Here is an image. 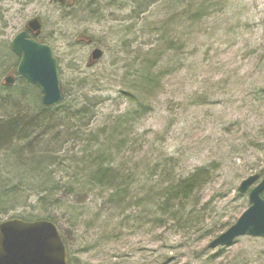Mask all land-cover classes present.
<instances>
[{"label": "rangeland", "instance_id": "1", "mask_svg": "<svg viewBox=\"0 0 264 264\" xmlns=\"http://www.w3.org/2000/svg\"><path fill=\"white\" fill-rule=\"evenodd\" d=\"M34 17L56 58L63 103L79 108L87 98L91 112L65 117L74 140L52 150L51 180L62 191L49 201L28 195L0 220L56 214L78 264H264V236L207 246L264 176V0H0V96L27 87L3 82L17 57L3 60ZM96 47L102 55L89 63ZM97 164L121 187L116 202L83 183L80 170ZM203 166L210 177L187 208L164 212V187Z\"/></svg>", "mask_w": 264, "mask_h": 264}, {"label": "trees", "instance_id": "2", "mask_svg": "<svg viewBox=\"0 0 264 264\" xmlns=\"http://www.w3.org/2000/svg\"><path fill=\"white\" fill-rule=\"evenodd\" d=\"M7 53H9L7 54L9 58L5 57L3 61L9 60L10 56H15L10 47ZM17 62L18 57L13 65L15 80L21 81L27 87L22 86V90L20 88L10 89L8 96H0V107L1 105L4 107L3 114H0V157L2 156L7 162H5V177L2 174L3 171L0 170V216L6 213L7 209L21 205L22 201L28 203V195L37 196L38 202L49 201L51 197H56V194L62 191L63 188L51 180L54 172L49 169L57 162L52 158L54 155L52 150L56 148L54 152L61 151L63 146L74 140L68 130L71 125L63 122L65 117L74 122L91 112L88 110L87 98L82 100L79 108H72L73 110L65 106L64 99L55 106H44L41 102L35 103L33 98H30L33 95L31 85L16 73ZM152 76L147 73L145 80L149 83ZM26 100L30 105H26ZM68 110L71 111L70 114L68 112L66 114ZM65 125H68V128L64 129ZM100 165L96 168L95 166L90 167L86 171L85 169L80 170L81 179L84 184H92L94 187L111 191L108 199L116 202L114 196L118 195L121 187L114 183L116 179L114 176L105 178L107 170ZM210 174L211 168L203 166L170 181L161 193L160 208L166 213L172 210L174 213L177 210L176 213L181 214L187 208L185 202L209 179ZM42 207L48 210V207ZM118 207L120 204L114 205L113 208L117 211ZM192 214L193 211L187 213V217ZM55 215L51 212L44 219H49L57 225L66 248L69 264H78V259L74 258L75 252L66 242Z\"/></svg>", "mask_w": 264, "mask_h": 264}, {"label": "water", "instance_id": "3", "mask_svg": "<svg viewBox=\"0 0 264 264\" xmlns=\"http://www.w3.org/2000/svg\"><path fill=\"white\" fill-rule=\"evenodd\" d=\"M61 1V0H60ZM37 17L26 22L25 29L11 40V50L19 57L16 72L28 83L37 86L44 105L59 104L64 95L60 87L57 61L49 45L32 37L28 30L37 36L40 30ZM102 55L100 48H94L89 63ZM14 78L7 75L6 84ZM258 179V174L248 176L238 186L244 193ZM264 176L248 192V207L233 224L215 236L209 248L229 246L240 236H264ZM0 264H69L64 242L56 224L47 219L24 221L11 218L0 222Z\"/></svg>", "mask_w": 264, "mask_h": 264}, {"label": "bare ground", "instance_id": "4", "mask_svg": "<svg viewBox=\"0 0 264 264\" xmlns=\"http://www.w3.org/2000/svg\"><path fill=\"white\" fill-rule=\"evenodd\" d=\"M54 1H57L58 3L60 4H65L68 0H54ZM62 91V89H61ZM62 94H63V91H62ZM40 102H41V98H40ZM42 105H44L42 102H41ZM44 106H48V105H44ZM50 106H55V105H50Z\"/></svg>", "mask_w": 264, "mask_h": 264}, {"label": "flooded vegetation", "instance_id": "5", "mask_svg": "<svg viewBox=\"0 0 264 264\" xmlns=\"http://www.w3.org/2000/svg\"><path fill=\"white\" fill-rule=\"evenodd\" d=\"M28 32H29V34L31 35V37H33V33L30 31V30H28ZM38 39V38H37Z\"/></svg>", "mask_w": 264, "mask_h": 264}]
</instances>
